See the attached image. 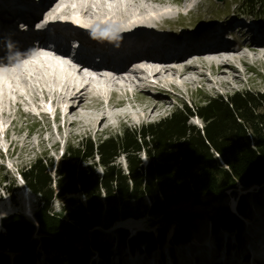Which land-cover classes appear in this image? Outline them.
Here are the masks:
<instances>
[{
    "label": "rangeland",
    "instance_id": "374dc122",
    "mask_svg": "<svg viewBox=\"0 0 264 264\" xmlns=\"http://www.w3.org/2000/svg\"><path fill=\"white\" fill-rule=\"evenodd\" d=\"M189 1L155 0L156 3H153L151 7L164 13L168 12L170 15L158 16L143 21L146 22L145 26L147 27L143 26L144 28H137L135 31L151 37L168 36L169 33L174 32L173 25L175 22L183 26L184 29H196L223 20L222 25H225L224 29L227 31L225 35L228 34L227 36L231 38H229V43L239 42L240 44H245V46H251L258 40L264 41V34L255 32L248 27L251 21L240 10L242 0H193V3H196L195 6H192ZM244 10L249 9L245 7ZM258 10L256 8L254 11L257 14V18L252 17L251 19L256 22L253 26L264 32V18L258 15L262 13L261 10ZM70 18L74 19L71 23L88 29L94 28V25L88 23L83 16L71 15ZM178 18L179 20L177 21ZM196 24L199 26L195 27L194 25ZM243 24L246 25L244 26ZM117 25H119L118 27H127L130 26V23L125 22ZM228 25H233V29L230 30L231 26ZM124 30L128 29L122 30V32L126 33L127 31ZM101 32L105 34L121 33L111 29ZM92 34L95 33L92 32ZM229 34L236 36L233 38ZM220 43L224 44L225 42ZM247 50L249 51V48ZM240 52L243 53L240 56L244 59V62L237 61L234 63L237 73L232 75V78H225L223 85L215 86L207 81L208 77H212L213 72L216 71L215 66L213 69L207 65L202 67V65L194 63L193 65L199 68V73L193 74L191 79L196 82L192 85H183L179 90L171 86L156 85L154 84L156 79L148 76L147 84H144V80L138 86L127 84L123 88L119 87L117 89L115 88L116 86L107 88L111 92L112 101L109 104L110 106L106 103L103 105L99 98L87 95L88 108L102 106L101 108L106 112L123 111L130 114L140 111L139 105H142V103H144L143 110L146 113L150 110V106L143 100L145 98V94H143L145 90L141 89H145V87L152 94L165 98L166 102L159 107L155 115H151V117L148 115H135L136 118L133 121L121 118L110 128H108L106 123L101 128L94 123L87 129H81L75 125L70 126L69 122L60 113H56V119L53 121L54 114L52 113L49 114V117L39 114L40 112L35 113L34 103L31 101L29 104L24 102L19 107L12 105V115H0V233L6 232L3 227V220L15 215L32 222L37 227L39 226L34 219V213L41 207L40 198L28 189L21 177V173L36 160L42 159L49 164L53 163L54 167L50 169V172L55 177L56 165L62 160L64 153L70 146H77L87 140L96 144L110 137L121 135L126 129L137 130L142 126L159 122L169 117L176 110L183 111L186 106L191 108L204 105L210 98L217 96L228 97L234 93L246 91L263 93L264 48L263 55L254 54L250 51L246 54L247 52L244 50ZM190 62H194V60H190ZM137 68H141V66L131 67L130 70L139 72ZM200 75H203V77ZM139 77L142 76L139 75ZM113 91L117 93H112ZM24 98L22 97L23 100ZM105 99L107 100L108 97L106 96ZM45 100L50 101L47 99L42 101ZM35 101L37 104H41L38 109L45 111L43 110V102ZM113 106H118L119 108L114 110ZM11 108L7 109L11 110ZM34 114H39L40 120L33 117L32 115ZM189 123L197 128H201L203 125L202 120L196 116L190 118ZM54 140L57 141V145H53L52 141ZM216 158L224 166L222 160L217 156ZM140 159L143 164L147 162L145 154H141ZM89 164L93 165V170L97 176H103L104 169L98 164L97 159ZM115 166L120 167L122 172L127 175V161L123 155L115 159ZM54 189L55 196L50 203V207L55 214H61L64 200L70 197L78 199L83 204L86 202L85 197L80 194L68 196L65 199H58V190L56 187ZM190 198L171 205L169 208L170 213L175 212L174 217L171 218L172 221L162 216L153 217L146 214L144 217L137 219V221L140 220L142 222L138 228H131L124 224L129 218L115 222L108 229H104L102 225L98 224L92 228L83 229V231L78 227L79 229L75 228V230L76 232L81 231L78 235L81 237L76 239V244L72 241L70 242L75 246L78 245L77 248L80 246V239L86 242V240L90 241L93 237H98L99 239L103 237V242L111 243L110 252L106 257H101L98 251L89 249L90 254L84 264H212L213 261L210 262V260L221 264H264L259 247L260 241L264 240V180L260 184L246 187L239 183L235 189L226 191L225 196L221 199H217L210 194ZM242 199L246 201V211L249 215L242 217V231L238 233L241 239L239 243L236 238L237 232L231 233L220 230L214 233V219L220 208H227L232 215L239 212V205ZM144 203L148 208L151 207L152 202L149 198H145ZM180 216H182L183 220H179ZM164 225L166 229L163 242L159 243L155 249L148 251L142 246L130 254V249L132 248L129 244V239L131 237L142 231L151 232L155 237L159 228H165ZM181 227H187L190 232L189 238L185 241L180 240ZM121 229L126 231L125 240L120 239ZM205 233H207L206 236H204ZM33 240L37 242L33 250V262L22 256V254L6 252L9 263L52 264L53 259L58 256L60 250L69 244L67 238H62L60 239L61 242L55 241L52 247L49 246L46 249L42 245L44 238L38 233V228L33 233Z\"/></svg>",
    "mask_w": 264,
    "mask_h": 264
},
{
    "label": "trees",
    "instance_id": "16d2710c",
    "mask_svg": "<svg viewBox=\"0 0 264 264\" xmlns=\"http://www.w3.org/2000/svg\"><path fill=\"white\" fill-rule=\"evenodd\" d=\"M242 1L240 10L244 15L257 18L254 11L258 8L262 11L258 15L264 18V0ZM245 7L249 10H244ZM195 116L202 120L201 128L189 123ZM141 154L147 156L145 164L140 159ZM120 155L126 158L127 175L115 166V159ZM96 159L104 169L102 177L97 176L93 165L89 164ZM53 167V163L38 159L21 173L28 189L40 198L41 207L34 213L39 226L17 215L4 219L6 232L0 233V264H10L6 252L22 254L33 262L37 244L33 233L37 228L46 249L62 238L69 241L52 264H84L89 249L106 257L111 243L103 242V237H93L92 242L80 239L77 248L78 245L70 241L76 244L83 229L96 224L108 229L119 220H137L146 214L170 220L175 212L170 213L169 208L177 202L203 194L221 199L239 183L244 187L262 183L264 92L217 96L204 105L186 106L183 111L176 110L159 122L137 130L126 129L121 135L96 144L83 141L67 149L56 165L55 177L50 172ZM54 187L58 190V199L80 194L85 197V204L70 197L64 200L61 214L53 213L50 203L55 196ZM145 198L151 200L150 208L145 205ZM246 206L242 199L239 205L242 217L249 215ZM230 213L227 208L218 210L214 233L237 232L240 243L238 233L242 231V219ZM179 220H183L182 216ZM78 227L80 232L75 230ZM164 227L159 228L155 237L151 232H138L129 239L131 250L142 246L148 251L155 249L163 242ZM180 230V240L185 241L190 232L187 227ZM125 232L120 230V239L125 240Z\"/></svg>",
    "mask_w": 264,
    "mask_h": 264
},
{
    "label": "bare ground",
    "instance_id": "6f19581e",
    "mask_svg": "<svg viewBox=\"0 0 264 264\" xmlns=\"http://www.w3.org/2000/svg\"><path fill=\"white\" fill-rule=\"evenodd\" d=\"M156 2L155 0H57L51 8L57 7L59 16L68 17L71 14L83 16L87 22L94 25L93 32L97 35L106 36L107 34L101 32L106 29L115 31L128 29L124 31L129 33L130 30L133 34L129 33V35L134 36V33H137L135 29L147 27L145 26L146 22L143 21L158 16L170 15L168 12L164 13L151 7ZM16 6L17 0H0V17L9 15L15 17V14L18 13L15 9ZM50 12L54 13L53 11ZM125 22H129L130 26L118 27L119 25L117 24ZM57 33L59 32L56 30L55 34ZM67 33V31L63 33L64 41L62 42H59L54 37H50L49 39L45 38L44 40L45 46L56 45L55 54L53 55L55 59L36 60L33 56L37 52L34 50L33 53L26 56L27 58L25 57L22 63H12L11 60L0 63V115H12L13 108L11 106L19 107L22 105L25 102L22 97H26V100L34 103L35 113L41 112L38 109L39 104L35 100L43 102L42 100L47 99L54 106L53 111L62 114L70 126L75 125L81 129H87V127H90L94 123L101 128L106 123L108 128H110L121 118L133 121L136 118L135 115H148L151 117L166 102L165 98L152 94L145 87V89L141 90H145L143 93L145 94V98L143 100L150 106V110L147 113L143 110L144 103L139 105L140 111L131 114L123 111L106 112L101 108L102 106L88 108L86 95L88 87H79L83 81V77L80 76L83 63L71 55L72 51L69 42L75 41V38ZM142 35L138 34L136 37ZM109 36L114 35L110 34ZM220 40H210L205 47L200 44V47L195 51V56L189 57L186 61L161 63L155 62L148 57H143L137 62L141 66L139 72L136 70L129 71L128 68L130 66L125 67L120 74L116 75L118 76L116 80L99 75V71L96 69H88L90 70V74H92L90 75V79H92V82L97 88V94L100 93L104 97L109 92L107 90L109 87L113 88L116 86L115 88L118 89L119 87L123 88L127 84L130 86H138L144 80V84H147L148 76L156 79V82H154L156 85L159 84L163 87L171 86L179 90L183 85H192L196 82L191 78L193 74L199 73V68L193 65L194 63H198L202 67L203 65L211 68L215 66L216 71L213 72L214 68L212 69L214 74L212 77H208L207 81L208 83H213L215 86L223 85L225 78H232V75L237 73V68L234 63L237 61L244 62V59L240 56L243 53L240 51L245 44H240L239 42L222 44ZM152 44L157 45L158 42L154 39ZM248 48L250 52L261 55L263 53L264 41L258 40L251 46H248ZM63 57L67 65H65ZM5 59L10 58L7 57ZM57 59L59 60L55 61ZM190 60H194V62H190ZM72 67L78 68L79 72L72 71ZM139 75L142 77H139ZM200 76L203 77V75ZM94 90L91 91L94 92ZM7 108H11V110ZM118 108V106H113L114 110ZM52 143L53 145H57L56 140L52 141ZM124 224L131 228H138L142 222L136 219H128ZM206 235L207 233L204 234V236ZM259 247L264 255V240L260 241ZM134 251L137 250L130 249V254ZM212 261L215 262L214 260H210V262ZM213 262L212 264L219 263Z\"/></svg>",
    "mask_w": 264,
    "mask_h": 264
},
{
    "label": "water",
    "instance_id": "95a60500",
    "mask_svg": "<svg viewBox=\"0 0 264 264\" xmlns=\"http://www.w3.org/2000/svg\"><path fill=\"white\" fill-rule=\"evenodd\" d=\"M144 164H145V163H144ZM190 199H191V198H190ZM190 199H189V200H190ZM129 219H132V218H129Z\"/></svg>",
    "mask_w": 264,
    "mask_h": 264
}]
</instances>
